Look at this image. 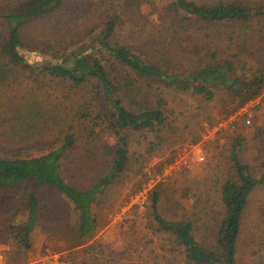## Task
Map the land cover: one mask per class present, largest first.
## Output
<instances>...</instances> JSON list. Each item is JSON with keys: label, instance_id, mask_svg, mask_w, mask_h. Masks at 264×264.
Returning <instances> with one entry per match:
<instances>
[{"label": "trees", "instance_id": "obj_1", "mask_svg": "<svg viewBox=\"0 0 264 264\" xmlns=\"http://www.w3.org/2000/svg\"><path fill=\"white\" fill-rule=\"evenodd\" d=\"M44 22L52 36L33 47L24 32ZM39 76L58 87V95L45 90L48 106L25 96L14 110L1 102L14 84L33 78L46 86ZM165 91L196 102L179 108ZM263 92L264 0H0V128L12 121L7 135L16 143L48 133L37 141L48 145L41 154H0V192L28 180L56 189L75 213V245L86 244L106 223V197L131 172L135 194L153 156L175 143L199 144ZM242 146L238 138L229 147L215 200L187 189L167 212L165 183L149 192V226L171 237L186 264H239L243 215L252 192L264 187V160L245 161ZM40 204L33 190L17 207L22 220L8 224L14 249H32Z\"/></svg>", "mask_w": 264, "mask_h": 264}, {"label": "rangeland", "instance_id": "obj_2", "mask_svg": "<svg viewBox=\"0 0 264 264\" xmlns=\"http://www.w3.org/2000/svg\"><path fill=\"white\" fill-rule=\"evenodd\" d=\"M37 24L24 32L26 41L33 47L44 45L52 36L46 31L49 30L48 23ZM39 77L38 84L46 83V86H34L33 78L25 85L14 84L5 91L1 102L14 110L25 96L40 99L44 106H48L50 103L45 90L48 88L51 93L58 95V87L49 82L48 76ZM164 96L183 109L192 108V103L196 102L194 98L181 92L165 91ZM1 124L2 156H32L47 149V143L37 141H45L41 138L48 133L44 137L37 136L36 139L35 136L16 143V138L12 139L7 135L13 122L1 121ZM100 137L105 139L108 136L103 132ZM238 138H241L244 145L240 151L242 158L247 162L262 163L264 92L230 118L209 129L199 144L183 146L175 143L162 157L153 156L144 170L149 179L145 187L135 194H131L130 179L137 176L131 172L129 179L106 197L100 212L101 218L106 222L103 228L82 245H75V213L56 189L49 186L37 188L34 180H28L15 190L0 192V264H186L183 255L174 251L171 237L160 234L149 226L145 207L150 197L149 192L160 183H165L166 191L161 198V206L167 212L176 210L179 201H185L184 190L187 189L204 202L206 198L215 200L221 183L214 185V180H221L229 162V147ZM173 150L177 151L176 158L161 172H156L154 168L160 159ZM33 190L37 191L41 201L38 226L33 234V247L30 251H18L9 244L8 224L13 220H22L24 211L17 214L16 209L22 208L24 199ZM239 245V264H264V187L254 190L249 198L243 215Z\"/></svg>", "mask_w": 264, "mask_h": 264}]
</instances>
